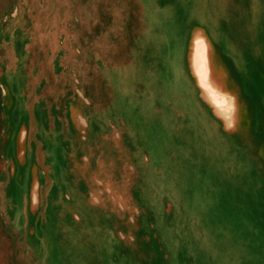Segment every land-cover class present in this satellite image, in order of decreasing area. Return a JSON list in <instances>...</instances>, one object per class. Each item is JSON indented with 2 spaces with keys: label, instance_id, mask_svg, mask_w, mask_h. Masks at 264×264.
I'll return each instance as SVG.
<instances>
[{
  "label": "rangeland",
  "instance_id": "rangeland-1",
  "mask_svg": "<svg viewBox=\"0 0 264 264\" xmlns=\"http://www.w3.org/2000/svg\"><path fill=\"white\" fill-rule=\"evenodd\" d=\"M0 264H264V0H0Z\"/></svg>",
  "mask_w": 264,
  "mask_h": 264
},
{
  "label": "crops",
  "instance_id": "crops-1",
  "mask_svg": "<svg viewBox=\"0 0 264 264\" xmlns=\"http://www.w3.org/2000/svg\"><path fill=\"white\" fill-rule=\"evenodd\" d=\"M217 14L218 13H216L214 16H217ZM212 16V14H209V16ZM210 16V17H211ZM209 18V17H208ZM214 19L216 20V17H214ZM220 21H222V20H220ZM244 26H245V23L242 21V20H240L239 21V24H236V23H233V24H231V26H228V25H226V23H223L222 25H221V30H222V33H224L223 31H225V32H227L228 34H230V28H231V36L232 35H234V28H244ZM207 27H210L209 25L207 26ZM197 28V27H196ZM201 36L202 38H203V36L202 35H200L199 33L196 35V36ZM206 41V40H205ZM206 43H207V46H208V48H212L210 51H209V57H210V68L212 69V70H214V69H219V70H222V72H223V70H226L227 71V77H224L223 76V74H222V77H223V79H227V81H228V83H231V84H233V86H236V89L235 90H237V89H239V90H241L240 88H239V86L241 85V84H244V82H239V81H237L238 80V77H236L233 73H232V69H233V64L231 63V61H228L227 60V58H226V56H225V54H224V51L223 50H217L216 48H214L213 49V47H212V45H210V43H208V41H206ZM245 47V46H244ZM222 48V47H221ZM238 49H236V51H234L235 52V54L238 56ZM243 56H246V58H253V55L252 54H250V52H249V48H244V51H243ZM253 62H254V59L252 60ZM237 79V80H236ZM250 84H252V85H254V84H257V81H256V79H254L253 77H252V75L250 76ZM234 89L231 91L232 93H233V91H235ZM226 93V92H225ZM230 92H229V90H228V92H227V94H229ZM232 93H230V96L232 97V98H234L236 101H239L240 100V97H237V95L234 93V94H232ZM242 98V97H241ZM242 101H244L243 100V98H242ZM246 101V100H245ZM245 105V104H244ZM245 110V108H244V106H243V111ZM240 121V120H239ZM236 125H237V123L236 124H234V128L236 127ZM231 127H233L232 125H229V127L228 128H231ZM245 131V130H244ZM247 131V130H246Z\"/></svg>",
  "mask_w": 264,
  "mask_h": 264
},
{
  "label": "bare ground",
  "instance_id": "bare-ground-1",
  "mask_svg": "<svg viewBox=\"0 0 264 264\" xmlns=\"http://www.w3.org/2000/svg\"><path fill=\"white\" fill-rule=\"evenodd\" d=\"M152 2L150 1V4H151ZM167 14L166 13H162V12H159L158 14H157V17L156 18H154V19H158V20H162V19H164V18H168L167 16H166ZM171 18V17H170ZM170 20H175V17L173 18V19H170ZM171 24H173V23H170V22H168V24H167V26H169V25H171ZM169 28V30H171L170 29V27H168ZM211 100H213V99H211ZM214 138H215V136H213ZM218 142V141H217ZM220 142H225V141H220ZM230 144V143H229ZM231 146H227L226 148H224L223 147V150L224 151H226V149H227V151H230L229 150V148H230ZM232 148V147H231ZM231 152V151H230ZM227 155H229V153H226ZM238 164V163H237ZM237 164H235V166H229L228 165V168L227 167H223L222 168V174H232L234 177L235 176H237V177H239L240 175H241V172H240V166H238ZM226 177V176H225ZM227 178L229 179V176H227ZM236 178V177H235ZM228 181V180H227Z\"/></svg>",
  "mask_w": 264,
  "mask_h": 264
}]
</instances>
